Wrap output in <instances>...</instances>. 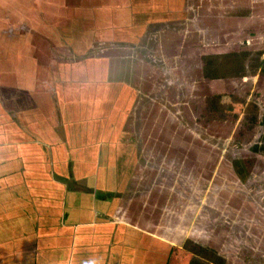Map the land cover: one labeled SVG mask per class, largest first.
I'll return each mask as SVG.
<instances>
[{
	"label": "crops",
	"instance_id": "1",
	"mask_svg": "<svg viewBox=\"0 0 264 264\" xmlns=\"http://www.w3.org/2000/svg\"><path fill=\"white\" fill-rule=\"evenodd\" d=\"M59 1L24 0L0 15V264L200 262L192 246H209L195 225L205 202L181 198L179 136L160 132L159 101L150 102L165 87L149 89L135 57L146 31L176 21L184 4L200 45L221 36L223 53H263L264 0H78L69 10ZM38 7L58 28L43 48L32 40L50 29ZM69 27L71 42L62 36ZM102 46L113 53L101 55ZM187 209L194 213L183 218Z\"/></svg>",
	"mask_w": 264,
	"mask_h": 264
},
{
	"label": "rangeland",
	"instance_id": "2",
	"mask_svg": "<svg viewBox=\"0 0 264 264\" xmlns=\"http://www.w3.org/2000/svg\"><path fill=\"white\" fill-rule=\"evenodd\" d=\"M3 1L6 11L0 15H4L6 20L15 15L9 10L17 5L24 8L23 4H27L24 0ZM141 1L146 5L153 3V0ZM168 1L163 0V3ZM66 2L67 5L64 4ZM31 3L33 6L34 0ZM77 3L78 0L58 2L67 10ZM219 3L220 0H213L215 7ZM186 5L182 7L178 19L166 22L163 30L148 29L142 39L143 44L138 46V54H132H137L135 58L147 68L145 83L149 89L153 90L160 85L165 87L158 94L159 98L150 102L159 101V117L163 120L159 126L160 132L179 136L176 145L179 143L178 148L181 150L180 195L181 198L187 197V200L191 197L192 207H197L201 199L205 202L203 207L198 208L195 225L207 231L205 241L210 246L208 247L215 251L224 264H264V155L251 150L254 144H259L264 139V76L258 70L253 72L256 74H251L254 57L251 54L246 61L248 78H205L201 58L211 52L223 54L222 51L227 47L219 43L224 39L221 36H215L208 48L200 45L197 32L191 35L193 23L186 18L188 13L184 14ZM37 9L35 15L38 21H45L50 28L49 31L36 29L32 37L33 42L43 48L46 41H55L53 37L56 34L52 32L58 28H53L52 23L46 21L41 7ZM167 15L171 14L165 16ZM202 15L203 8L198 11V16L204 20ZM62 16H65L66 23L70 14L62 13ZM169 19L171 16L164 17V20ZM22 20L17 30L23 34L29 25L27 19ZM215 21L212 18L213 24L222 31L221 24L214 23ZM67 24L71 25L68 21ZM12 30L10 25L7 26L5 36L10 37ZM74 30L75 28L69 27L62 36L69 38L70 42L74 41ZM61 31L57 33L60 34ZM153 33L160 34L158 44H154L153 38L148 39ZM221 43L224 44L222 40ZM145 44L151 45L152 49L154 47L153 52L147 51ZM102 47L97 49L101 55L113 53L112 49ZM157 67L161 71H155ZM140 68L143 70V67ZM150 94L154 97L156 93ZM215 95L224 96L223 108L215 106ZM140 100L138 105L142 103L141 106H145L144 99ZM228 105L231 106L230 111L225 109ZM141 111L142 108L135 110L136 117H140ZM155 114V108L149 109L150 117ZM236 159L240 162L234 169L233 161ZM238 169L241 170V175L236 173ZM183 202L188 203L189 200ZM193 213L187 209L181 214L183 218H189ZM209 225L211 228H208ZM192 247L198 249L196 245ZM205 262L208 264L207 260Z\"/></svg>",
	"mask_w": 264,
	"mask_h": 264
},
{
	"label": "trees",
	"instance_id": "3",
	"mask_svg": "<svg viewBox=\"0 0 264 264\" xmlns=\"http://www.w3.org/2000/svg\"><path fill=\"white\" fill-rule=\"evenodd\" d=\"M252 58V71L257 70L264 76V52L263 53H253ZM263 55L262 58L260 56ZM251 56L250 52H229L223 54H208L204 55L202 59V70L203 76L208 79H223L227 77H243L247 72L246 61ZM224 98L223 95L213 96L215 106L220 105V108L225 106L222 102ZM227 98V97H226ZM217 102V103H216ZM226 110L230 111L231 106L225 107ZM255 120V118H253ZM254 152L262 153L264 155V139L260 143L255 144L252 148ZM234 165H236L234 163ZM196 255L201 257L200 262L206 264L205 260L208 262H213L214 264H224L223 260L215 253L213 249L208 247H197ZM203 258V259H202ZM197 261H191L189 264H200ZM216 262V263H215Z\"/></svg>",
	"mask_w": 264,
	"mask_h": 264
},
{
	"label": "flooded vegetation",
	"instance_id": "4",
	"mask_svg": "<svg viewBox=\"0 0 264 264\" xmlns=\"http://www.w3.org/2000/svg\"><path fill=\"white\" fill-rule=\"evenodd\" d=\"M254 145H255V144H254ZM252 148H253V147H252ZM252 148H251V150H252ZM252 151H253V150H252ZM253 152H254V151H253ZM255 153H257V154H261V153H258V152H255ZM233 162H235V164H236V165L233 164L234 169H236V166H238L237 164H239L240 161H239L238 159H236V160H234ZM238 168H239V167H238ZM236 173H237L238 175H241V174H242L241 170H239V169H238V171L236 170ZM243 178H244V177H243Z\"/></svg>",
	"mask_w": 264,
	"mask_h": 264
}]
</instances>
